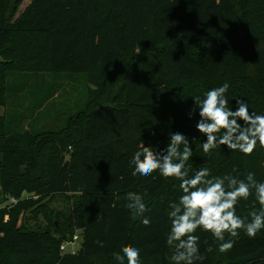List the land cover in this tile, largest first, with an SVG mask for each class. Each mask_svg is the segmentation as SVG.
I'll use <instances>...</instances> for the list:
<instances>
[{"label":"trees","instance_id":"trees-1","mask_svg":"<svg viewBox=\"0 0 264 264\" xmlns=\"http://www.w3.org/2000/svg\"><path fill=\"white\" fill-rule=\"evenodd\" d=\"M23 1L0 0V106L15 71L85 73L93 88L61 130L13 131L0 116V189L16 199L0 207V264H115L129 246L141 249L142 264H172L167 178L133 177L129 160L141 142L158 150L180 131L192 139L189 164L203 167L211 153L200 150L198 117L187 112L193 97L224 82L229 100L264 113V25L249 23L250 5L264 15V0H29L20 10ZM221 150L239 157L240 178L251 171L264 180V147ZM129 192L143 197L150 225L126 209ZM54 194L75 199L53 229L20 224L23 209ZM258 207L241 200L239 215ZM77 231L80 248L61 254ZM197 234L203 264H264V230L251 239L241 230L227 252L209 232Z\"/></svg>","mask_w":264,"mask_h":264},{"label":"clouds","instance_id":"clouds-1","mask_svg":"<svg viewBox=\"0 0 264 264\" xmlns=\"http://www.w3.org/2000/svg\"><path fill=\"white\" fill-rule=\"evenodd\" d=\"M229 87V83L224 82L202 96L193 97L194 104L187 112L189 119L198 117L195 129L202 134L199 148L205 155L221 146L245 155H251L258 145L264 147V113L251 111L246 99L229 100L226 95ZM193 156L192 139L175 131L168 136V143L158 150L141 142L129 160L133 177L143 180L158 173L179 182L182 194L169 203L167 213L170 231L166 244L174 249L170 257L172 264H203L205 257L200 251L198 229L209 232L213 243L220 242V252L233 248L241 230L250 239L264 230V180H257L251 171L243 178L230 173L213 175L208 167L193 171L189 164ZM250 197L259 207L251 209L247 216L239 215L238 203ZM126 201L125 207L134 218H140L145 226L152 223L145 215L150 209L141 195L129 192ZM99 244L104 247L103 242ZM113 259L115 264H142L141 249L125 247L114 253Z\"/></svg>","mask_w":264,"mask_h":264},{"label":"rangeland","instance_id":"rangeland-1","mask_svg":"<svg viewBox=\"0 0 264 264\" xmlns=\"http://www.w3.org/2000/svg\"><path fill=\"white\" fill-rule=\"evenodd\" d=\"M29 0H24L20 5V10ZM250 25H264V15L261 14L259 5L255 7L250 5ZM2 57H0V60ZM120 70V68L118 69ZM118 71L113 73L117 76ZM5 105L0 106V116L3 115L11 130H22L29 128L33 133H38L45 128L61 130L67 125L68 119L75 115L77 111L83 109L89 99V94L93 86L88 82L85 73H50L40 71L37 73L31 71H15L7 74L6 77ZM52 87L53 96L43 102L42 106L38 104L43 100L41 94ZM175 90V85L171 88ZM111 92L107 93L104 100L109 99ZM197 96H202L200 93ZM192 170H197V164L192 161ZM240 159L238 156H227L223 153L221 147L213 150L211 155L206 158L203 167L211 169L213 175L233 174L239 175ZM178 181L174 178H167V202L178 200L182 194L178 188ZM26 193L22 197H28ZM75 196L72 194H54L33 206L25 208L20 214V224L29 228H50L52 222L62 221L73 205ZM9 203V198L0 189V207ZM169 208V207H168ZM34 210H39L35 213ZM170 210V209H169ZM241 211V201L237 205V213ZM168 232L170 231V220L168 218ZM76 233V232H75ZM79 239L72 243H65L64 250L59 247L61 254L70 253L78 250L81 245ZM148 264H154L148 263Z\"/></svg>","mask_w":264,"mask_h":264},{"label":"built area","instance_id":"built-area-1","mask_svg":"<svg viewBox=\"0 0 264 264\" xmlns=\"http://www.w3.org/2000/svg\"><path fill=\"white\" fill-rule=\"evenodd\" d=\"M9 203H11V204H15L16 203V199L14 198V197H11L10 199H9ZM79 235H80V232L79 231H77L73 236H72V238L71 239H68V240H64V241H62L61 243H60V249L63 251L64 250V244L65 243H72V244H74L75 243V241H77L78 239H79ZM80 241H81V238H80ZM77 250H75V251H72V252H70V253H75Z\"/></svg>","mask_w":264,"mask_h":264}]
</instances>
